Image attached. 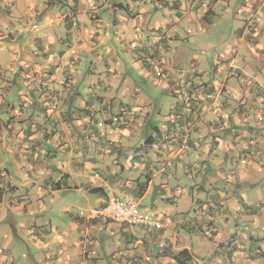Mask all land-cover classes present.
I'll return each mask as SVG.
<instances>
[{
	"label": "crops",
	"instance_id": "crops-1",
	"mask_svg": "<svg viewBox=\"0 0 264 264\" xmlns=\"http://www.w3.org/2000/svg\"><path fill=\"white\" fill-rule=\"evenodd\" d=\"M65 1L0 0V264H264V0ZM109 194L163 227L89 219Z\"/></svg>",
	"mask_w": 264,
	"mask_h": 264
},
{
	"label": "rangeland",
	"instance_id": "rangeland-1",
	"mask_svg": "<svg viewBox=\"0 0 264 264\" xmlns=\"http://www.w3.org/2000/svg\"><path fill=\"white\" fill-rule=\"evenodd\" d=\"M48 1V0H47ZM62 2L64 4H67V2L65 0H62ZM193 2V0H192ZM220 4L223 5V6H226L228 5V2L227 1H223V0H220ZM195 3L197 5L200 4V8L198 9V13L200 14H206V12H204V9H201V8H213L214 6V11H216V6L217 8H219L218 10L221 11V6L218 4V2L214 1V0H195ZM236 2L234 3H231V6L230 8L231 9H235L236 7H238V5L236 6L235 4ZM193 7V6H192ZM191 9H194V8H191ZM154 10V13L155 15L157 16V19H159L161 21V24H162V31H170V30H173V32H176L178 34L179 32V35H180V42L178 45H176L175 47V50H177V56L178 58L181 57V59L179 61H182L183 63H187V62H192L196 59H201L203 62H205V64L207 66H209V64H211V62L214 61V53L215 51L217 52V50L219 51L220 50V45H216L217 43H220V41H218L217 37L213 39V36L212 34H214V37L216 34H221V28H220V25H215V26H212V29H211V40L210 38L207 36V35H203V33L200 34V36H197L194 34L196 33L195 31L194 32H190L189 30H186V26H187V16L185 15L184 16V21L183 22H179L180 20V17L181 16H173V14H171L170 12H166L165 10L161 9L159 11L155 10V7L153 8ZM183 12V10H182ZM188 12H192L191 10L188 9ZM217 12V11H216ZM218 13V12H217ZM235 17H236V14H235ZM234 17V18H235ZM233 16H232V20H234ZM168 25V27H167ZM170 27V28H169ZM174 27V29H173ZM233 28H236V26H232ZM188 31V34L189 36H187L188 34L186 33ZM195 41V42H194ZM190 50V52H189ZM221 50H223V48H221ZM188 52V53H187ZM187 53V56H185ZM178 61V62H179ZM128 68H129V71H133L134 69L131 68L132 64L128 61ZM176 67L180 68L182 70H185V71H189L190 69V66L189 65H185L184 67L182 66V64H176ZM97 69V68H96ZM193 70V69H192ZM235 73H232L230 75V83H229V89L225 91L227 97L229 98L230 100V103L232 105H238L240 104V102H242L241 99H239V91H240V85L237 83V80L238 78H240V75H236L234 76ZM154 87V86H153ZM147 89H151V88H147ZM155 90H150V95L152 97H155V100L156 102H158L160 99L162 100L161 102L164 101V97H165V94H164V90H160L159 89H156L154 88ZM230 91V92H229ZM235 94L237 96V98H232V95ZM157 119H160L159 118V115L156 116ZM11 170V168H10ZM153 217L155 219H157L158 217L155 216V214L153 213ZM0 226H2L0 224ZM142 226H132L131 228H141ZM212 236V234H211ZM195 242V241H194ZM198 243L196 242L194 248L196 249L197 248V245ZM11 248V246H9ZM207 249V248H206ZM206 249H205V254L201 255L199 254V256L203 259V260H207V253H206ZM0 250H2L1 248V244H0ZM202 251V249L200 250V252ZM202 253V252H201ZM27 261H28V258H27ZM238 261V260H237ZM175 264H191V260L190 261H181V262H178L175 263Z\"/></svg>",
	"mask_w": 264,
	"mask_h": 264
},
{
	"label": "built area",
	"instance_id": "built-area-1",
	"mask_svg": "<svg viewBox=\"0 0 264 264\" xmlns=\"http://www.w3.org/2000/svg\"><path fill=\"white\" fill-rule=\"evenodd\" d=\"M232 97L237 98L234 94ZM89 219L121 222L128 226H145L154 229L163 227L162 222L143 209L137 200L129 196L120 197L114 194H109L103 206L91 209Z\"/></svg>",
	"mask_w": 264,
	"mask_h": 264
},
{
	"label": "trees",
	"instance_id": "trees-1",
	"mask_svg": "<svg viewBox=\"0 0 264 264\" xmlns=\"http://www.w3.org/2000/svg\"><path fill=\"white\" fill-rule=\"evenodd\" d=\"M148 62H149V60H148ZM176 259L179 261V262H181V261H190V256H189V254H188V252L187 251H184V252H182L179 256H177L176 257Z\"/></svg>",
	"mask_w": 264,
	"mask_h": 264
}]
</instances>
